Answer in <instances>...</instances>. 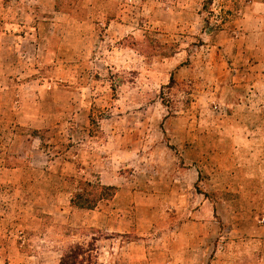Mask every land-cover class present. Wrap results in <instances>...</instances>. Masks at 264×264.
<instances>
[{"label":"rangeland","instance_id":"rangeland-1","mask_svg":"<svg viewBox=\"0 0 264 264\" xmlns=\"http://www.w3.org/2000/svg\"><path fill=\"white\" fill-rule=\"evenodd\" d=\"M259 75L264 0H0V264H264Z\"/></svg>","mask_w":264,"mask_h":264},{"label":"crops","instance_id":"crops-1","mask_svg":"<svg viewBox=\"0 0 264 264\" xmlns=\"http://www.w3.org/2000/svg\"><path fill=\"white\" fill-rule=\"evenodd\" d=\"M263 75H259V79H258V86L254 85L255 87H250L247 88V91H242L241 92V98L240 100H238V102H235L234 105L244 108L245 107H250V108H254L257 107V109H261L264 110V103L261 102L262 98H261V89L260 86L262 84V78ZM244 89V88H243ZM242 89V90H243ZM245 90V89H244ZM234 122H237L234 124L236 128V130L231 131V133H229L230 135H224V137H222V142L224 144H226V147H230V153L228 152V150H226V152H228L227 156H234V159L236 160V164L238 166H241L243 168H246L248 170H252L254 172H257L258 170H262L261 167L264 168V164H259V162L255 159L257 158V156H259V148L257 149L256 147H252L251 146V142H255L256 141V133L255 131H253L254 129V125L255 122H251L248 119H239V120H234ZM244 127V128H243ZM248 129H251V131H249L248 133H246L248 131ZM189 138H191V135L187 136V140L189 141ZM194 137H192V139H190V141L194 142ZM193 147L192 144H190L189 146H187V150L189 151L191 148ZM234 152V153H232ZM226 156V157H227ZM222 157L225 158V156L223 155ZM108 184H116V183H108ZM257 185H255V188ZM258 189H264L263 187H260ZM120 191H118V193L116 194L117 198L119 196ZM254 203L258 205V207L262 206L264 207V201H258V199L254 200ZM92 212H96V210L92 209L90 210ZM93 213V214H94ZM92 217H94L95 219H92V225L95 226H99V221H98V215H91Z\"/></svg>","mask_w":264,"mask_h":264},{"label":"trees","instance_id":"trees-1","mask_svg":"<svg viewBox=\"0 0 264 264\" xmlns=\"http://www.w3.org/2000/svg\"><path fill=\"white\" fill-rule=\"evenodd\" d=\"M85 184L91 187L97 188L99 195H94L91 192H77L72 202L81 208L93 209L97 206L99 201L113 197L116 192V186L106 184H92L91 182H85ZM85 190V189H84ZM79 252L72 250L65 257L62 258L59 264H78Z\"/></svg>","mask_w":264,"mask_h":264}]
</instances>
